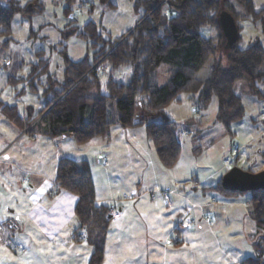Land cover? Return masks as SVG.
Masks as SVG:
<instances>
[{
  "label": "trees",
  "instance_id": "16d2710c",
  "mask_svg": "<svg viewBox=\"0 0 264 264\" xmlns=\"http://www.w3.org/2000/svg\"><path fill=\"white\" fill-rule=\"evenodd\" d=\"M99 4L103 11L115 7L111 0H99ZM23 12L27 10L18 0L0 3V36L8 37L13 17ZM69 12L66 9L65 14L68 16ZM133 12L138 16L135 27L113 39H103L90 19L81 29L74 20L69 21L62 35L65 39L75 36L92 41L91 46L96 50L91 62L87 57L70 61L64 46L59 52L64 63L63 80L58 82L47 76V86L41 96L44 107L35 115L29 107L21 116L16 106L0 101V114L18 129H25L28 135L68 136L78 146L108 136L112 127L130 130L144 127L158 162L170 169L177 163L181 147L176 123L163 110L172 103H180V94L189 93L200 110H206L216 98L215 119L232 140V126L245 115L241 99L236 95L238 86L254 99H264V48L259 42L243 49L238 47L240 22L245 19L251 17L258 22L264 33V8L255 11L253 0H136ZM223 13L229 14L237 26V38L231 44L227 43L219 25ZM207 28H215L217 35L206 37ZM7 43L8 39L0 44V57ZM224 49L226 65L222 66L216 56ZM36 55L39 59L28 64L29 73L25 78L16 74L22 62L14 60L10 68L7 83L13 87L16 98L38 93L41 79L48 73L49 62L41 58L44 53ZM210 61L208 77L199 80L198 73ZM9 64L6 61L4 66ZM161 64L169 65V76L162 85H157L154 71ZM99 67L109 68L103 78L98 76ZM232 156L235 167L238 149H232ZM221 178L203 190L238 194L223 190ZM54 182L59 190L77 197L74 216L77 230L85 231L84 241L90 248L87 264H103L111 207L95 202L88 163L61 158L55 168ZM244 193L249 194L248 216L260 241L252 245L256 255L244 258L241 264H264V191Z\"/></svg>",
  "mask_w": 264,
  "mask_h": 264
},
{
  "label": "rangeland",
  "instance_id": "374dc122",
  "mask_svg": "<svg viewBox=\"0 0 264 264\" xmlns=\"http://www.w3.org/2000/svg\"><path fill=\"white\" fill-rule=\"evenodd\" d=\"M5 1L0 0V3L4 5ZM18 1L21 6H25L27 12L18 13L13 17L8 37L0 36V44L8 39L5 51L0 57V101L16 106L21 116L29 107L34 115L44 107L41 96L47 86V76L62 82L64 63L59 52L64 46L70 61L78 62L87 57L91 62L96 50L91 46L92 41L75 36L65 39L62 35V30L69 21L74 20V24L81 29L90 19L97 25L103 39H113L125 31L132 30L138 20V16L133 12L136 0H111L115 7L108 11L101 9L99 0H74L71 3L67 0ZM253 2L255 11L264 8V0ZM66 9L70 10L68 16L65 14ZM240 28L239 48H246L252 42H259L264 48V33L258 22L249 17L240 22ZM204 34L206 37H215L217 30L207 28ZM37 52H43L44 56L41 58L48 60V73L42 77L38 93H26L16 98L13 87L7 83L10 68L14 60L22 62L23 65L16 74L25 78L29 73L28 64H33L39 59ZM216 60L220 61L222 66L226 65L225 49L218 51ZM6 61H10L7 67L4 66ZM211 64L212 61L198 73L199 80L203 81L208 77ZM105 68H98L99 77H105L109 69ZM169 70V65L161 64L154 71L157 85H162L167 80ZM239 95L245 115L241 122L232 126V140L215 119L218 108L216 98L212 99L206 110H200L191 94L182 93L179 96L180 103H172L164 108V114L176 123L178 135H185V138L180 140L181 158L172 169L160 165L152 143L145 136L144 127L134 129L135 136L144 139L140 149L149 167L147 175L153 173L151 176L156 180L141 185L146 189V194L138 200L145 201L143 205L139 203L135 206L136 201L129 198L117 200L116 205L119 201L122 203L119 205H129V214L141 217V224H137V233L140 235L143 229L147 230L143 231L138 240L125 233L126 238L122 245L118 241L120 235L113 228L116 224L110 223L107 247L110 253L113 252L115 260L121 253L119 261L122 264H151L152 249L159 250L158 247L162 253L161 261L166 264H241L244 258L256 255L252 245L260 239L257 240L254 222L247 214L246 202L249 194L227 195L214 189L203 190V187L215 185L233 167L234 164H224L226 159L234 160L233 148L238 149L237 161L234 162L238 168H244V163L252 166L251 171L254 173L264 168V99H254L242 93ZM201 117H204L205 121ZM61 138L57 145L64 154L73 153V157L80 153L74 150L78 145L71 137H66L65 140ZM86 149L88 158V147ZM86 152L84 151V154ZM51 158V154H43L42 164L46 162V166L43 164L42 168L47 174L54 176L55 167L50 162ZM74 158L81 160V157ZM123 160L126 163L131 161L128 154ZM140 171L141 169H138L133 173L136 175ZM162 192L168 194L170 205L166 206L163 200L164 203L160 206H154L150 195L154 194L157 201ZM168 217L176 220L173 221L176 231L172 228L170 235H167L168 230L163 229L165 218ZM182 217L185 218L179 222ZM149 219L155 223H149ZM159 226L162 228L158 230ZM169 242L170 245H167Z\"/></svg>",
  "mask_w": 264,
  "mask_h": 264
},
{
  "label": "crops",
  "instance_id": "0c3cea01",
  "mask_svg": "<svg viewBox=\"0 0 264 264\" xmlns=\"http://www.w3.org/2000/svg\"><path fill=\"white\" fill-rule=\"evenodd\" d=\"M240 93L249 96L238 86L236 95L240 97ZM240 99L242 102L241 97ZM201 118L205 121L204 117ZM134 132V129L112 127L108 136L92 139L82 147H75L74 150L80 153L72 157L73 153L64 154L57 145L61 137L28 135L25 129H18L0 115V221L5 224L3 238L17 247L12 250L0 245V264H87L90 257V248L77 237L83 231L77 230L78 224L74 216L77 197L58 189L54 182L55 174L51 176L42 168L43 164L46 166V162L42 164L43 154L52 155L50 162L55 168L61 158L87 162L94 184L95 202L114 207L120 212L119 219L110 220V223L116 224L113 228L120 235L118 241L123 245L125 233L138 240L143 231L147 230L143 229L140 235L137 233V224H141V217L129 214V205H119L122 204L120 201L116 205L117 200L121 198L135 200V206L139 203L143 205L145 201H138L146 194V189L141 185L156 180L151 176L153 173L147 175L149 167L140 149L144 139L135 136ZM177 136L179 142L185 138L183 133H177ZM66 137L68 138L65 136L61 140ZM127 154L131 161L126 163L123 157ZM74 157H81V160ZM180 158L181 152L178 161ZM243 165L242 170H251L252 166L247 163ZM138 169L141 171L135 175L133 171ZM163 193L157 201L155 197L151 199L154 200V206L158 207L164 203ZM184 218H180L179 222ZM165 219L163 229L168 230L167 235H170L172 228L176 231L173 222L176 220L170 217ZM150 222L155 223L152 219H149ZM161 228L159 226L158 230ZM108 236L109 230L103 264H122L119 261L121 253L115 260L113 252L108 251ZM167 245H170V242ZM158 249H152L151 264H166L162 263L160 247Z\"/></svg>",
  "mask_w": 264,
  "mask_h": 264
},
{
  "label": "water",
  "instance_id": "95a60500",
  "mask_svg": "<svg viewBox=\"0 0 264 264\" xmlns=\"http://www.w3.org/2000/svg\"><path fill=\"white\" fill-rule=\"evenodd\" d=\"M219 25L227 43H233L238 34L233 18L229 14L223 13L220 16ZM221 187L225 191L238 193L264 191V169L257 173H250L236 166L232 167L222 176ZM108 219L110 218L108 217Z\"/></svg>",
  "mask_w": 264,
  "mask_h": 264
},
{
  "label": "built area",
  "instance_id": "2783aa9c",
  "mask_svg": "<svg viewBox=\"0 0 264 264\" xmlns=\"http://www.w3.org/2000/svg\"><path fill=\"white\" fill-rule=\"evenodd\" d=\"M236 152H237L236 150H233L234 154H236ZM224 164H225V166H231L232 165L231 159H226L224 161ZM150 197H151V199H153L154 195L151 194ZM163 200H164L166 206L170 205V199H169V196H168V194L166 192L163 193ZM108 217L110 218V220H117L120 217V212L114 207L110 208V210L108 211ZM4 227H5V224L0 221V245H3L5 247H7V248L15 250L17 247L13 246L8 240H5L3 238ZM78 239L79 240H84L85 239V231L84 230L79 235Z\"/></svg>",
  "mask_w": 264,
  "mask_h": 264
},
{
  "label": "snow or ice",
  "instance_id": "6c2138e0",
  "mask_svg": "<svg viewBox=\"0 0 264 264\" xmlns=\"http://www.w3.org/2000/svg\"><path fill=\"white\" fill-rule=\"evenodd\" d=\"M18 218V217H17Z\"/></svg>",
  "mask_w": 264,
  "mask_h": 264
}]
</instances>
